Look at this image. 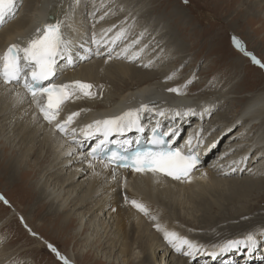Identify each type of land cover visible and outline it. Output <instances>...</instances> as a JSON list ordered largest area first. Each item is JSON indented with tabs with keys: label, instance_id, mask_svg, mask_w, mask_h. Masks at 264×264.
I'll use <instances>...</instances> for the list:
<instances>
[{
	"label": "bare ground",
	"instance_id": "1",
	"mask_svg": "<svg viewBox=\"0 0 264 264\" xmlns=\"http://www.w3.org/2000/svg\"><path fill=\"white\" fill-rule=\"evenodd\" d=\"M74 1L70 5L69 0H14L12 12L0 23V56L12 44L20 46L24 43L26 47L27 42L36 36L37 29H43L46 21H50L47 23L51 25L59 23L65 37L71 41L69 55L72 63L69 64L67 59L59 60V72L45 86L55 81L68 84L80 81L93 86L90 96H84L75 90V94L59 109L56 120L49 123L33 97L26 92L25 80L6 83L0 78V133L12 131L14 147L17 148L13 161L7 162L10 177L19 171L23 172L25 180L28 175L26 172L32 174L31 170L35 171L34 176L37 174V177L33 181L34 186L30 187L37 196V208L46 207L47 215L58 219L60 228H63V223H70L74 218L78 219L79 228L88 220L94 219L102 223L107 221V228L110 229L102 249L116 254L125 263H128L138 249L136 256L143 255L138 264H188V258L195 259L189 264H201L204 255L207 258L215 257L216 260L221 257L219 261H226L224 264H239L241 257H236L233 252L220 255L219 250L228 241H246L248 235L255 239V245H250L251 250H257L264 256V227L261 226L257 234H235L229 237L227 231L241 227L235 226L232 223L234 220L228 219L229 213L225 212L229 208L238 210L243 207L239 206L241 203L247 205L248 199L264 185V182H258L261 177L264 180V89L245 96L244 99L236 96L237 102L242 106L235 108V115L229 118L224 105L229 93L221 90L218 83L210 87L207 93L190 94V86H195L197 81L191 72H197L193 68L196 65L192 66V59L185 58L179 49L177 52V44L165 45L167 49L169 46L171 54L177 56V60L167 65V69L161 61L162 65L158 61L149 62L150 58L146 53L156 45L146 50V42H137L138 37L132 35L131 31H140L145 24L151 28L152 36L159 35L156 39L158 43L169 35L165 18L162 15L157 18L155 15L157 9H148L149 6L141 2V9L137 8L135 16L126 18L128 14L115 11L116 6H109L114 9L109 11L95 9L94 2L89 5L86 0H80L78 4L77 0ZM252 2L251 5L246 4L245 9L252 10L255 7L252 11H257L264 8V0ZM91 13L94 14V22L89 31ZM252 14L251 22L264 20L261 15ZM150 15L154 21L144 20ZM173 17L181 24L178 16L173 14ZM140 19L144 20L143 23ZM120 32L123 35L117 38V33ZM169 36L176 42L173 36ZM83 41L93 50V56L81 58V62L74 63L73 47ZM117 41L121 45L110 52ZM159 50L157 48L154 56L157 54L161 57ZM165 52L163 58L167 56L168 50ZM240 59L243 60L241 57ZM187 62H190L189 68L181 70ZM172 66L175 68L171 70L170 76L168 68ZM184 75L185 78L179 81ZM198 82V90H204L205 87ZM186 86L189 88L186 89ZM169 88H182L181 94L170 92ZM233 90L235 91L234 88ZM142 105H147L149 109L145 111V116L144 112L139 113L142 130L132 128L122 133L112 132L107 138L102 127L100 131L96 130V121L113 119L125 112L139 109ZM170 109L180 113V116L173 115V119L180 122L176 130H183L180 148L189 141L194 146L201 141L195 149L201 158L191 173V183L172 181L151 173L132 174L120 171L99 158L89 161L90 148L98 140L108 139L119 147L134 146L140 140L147 141L152 129L156 127L151 117L155 118L159 112ZM73 113L79 115L73 117L64 132H60L56 124H64ZM89 125L93 127L89 128ZM228 134L230 135L226 137ZM173 139V135H169L168 140L172 142ZM28 168L31 170L25 172ZM249 173L258 175L246 177L241 182L239 179H229L231 175L242 176ZM235 197L239 199L236 200ZM133 199L148 208V216L139 215L140 212L130 203ZM245 210H249V213L244 216L251 213L250 204ZM221 213L227 219L220 218ZM227 222H231V225L224 224ZM157 224L189 241L193 237L205 244L213 243L214 246L200 248L199 252L186 257L167 243L163 232L157 231ZM75 234L80 235L82 232L76 231ZM157 236H162V241ZM163 240L164 246L161 243ZM241 244L246 247L249 245ZM257 247L262 250L259 252ZM204 260L208 264H218L213 263L214 259Z\"/></svg>",
	"mask_w": 264,
	"mask_h": 264
},
{
	"label": "rangeland",
	"instance_id": "2",
	"mask_svg": "<svg viewBox=\"0 0 264 264\" xmlns=\"http://www.w3.org/2000/svg\"><path fill=\"white\" fill-rule=\"evenodd\" d=\"M79 1L80 0H77V4ZM86 1L89 5L94 2L95 9H109V11H114V9H110L109 6H116L117 9L115 11L128 14L126 18L135 16V12L141 9V2L147 4L149 6L148 9H157V11H155L156 17L158 18L162 15L165 18V20H163L167 24L169 35L173 36L176 42H173L170 36L167 35L158 43L156 39L159 35L152 36L151 28L148 26L146 27L145 24L140 28V31L139 29L131 31L133 33L132 35L138 37L137 42H146L144 44L146 50L156 45L153 50L146 53L150 58L149 62L153 63L158 61L160 63L161 61L166 66L165 69H167V65L175 62L177 56L171 54L169 46L167 49L165 45L168 43L176 46L177 44V52L180 50L185 58L192 59V66L196 65L193 68H196L197 72L191 71L192 75L197 78L199 85L202 83V86L205 87L204 90L199 91L196 86V81L195 86L191 85L190 88L187 86L190 89V94L207 93L210 87L218 83V87H221V90L223 89L225 93H229L230 99H228L229 97L227 96V100L224 101L229 118L235 115L238 106H242V104L237 102L238 97L244 99L245 96L264 89V67L260 66L264 65V20L261 21L258 17L257 19H260V21H250V19H252L250 16L253 17L252 13L259 16L261 15L260 17L264 18V8L260 10L256 9L257 11H252L255 10V7L252 10L245 9L247 5L253 3L252 0H187L186 3L185 0ZM70 2L74 3L75 1L69 0V4L71 5ZM122 5L124 7H122ZM130 8L132 10L134 9V11H131ZM85 10L88 11L89 9ZM173 14L178 16V19L183 23L181 22L180 24L178 20L173 17ZM157 18L156 20H158ZM146 19H148V22L155 20L151 15L144 20ZM144 20L140 19L142 23ZM120 26L123 25L120 23ZM129 27H131L130 29L132 30V25ZM232 37L240 41L243 50L235 47ZM157 48H160L159 52L162 54L161 57L157 54L154 56ZM167 50L168 54L163 58V54L166 53L165 51ZM89 51L91 55H84L87 58H91L90 56H92L93 53V50L90 48ZM177 55L179 54L177 53ZM253 56L257 60L259 59V65L253 63L251 59ZM240 57L243 58V60H241ZM235 59H239V61L236 62ZM189 65L190 62H187L181 70L187 67L189 68ZM173 68L175 67L172 66L168 68L170 76ZM183 77L185 78V75L182 76L179 81L181 79L183 80ZM166 79H169V77ZM232 88H234L235 91H232ZM230 94L232 95L230 96ZM241 103H243V101ZM12 135V131L10 132L9 130L5 133H0V196L4 198L0 200V264H63L57 255L50 250L49 245L53 246L60 255L70 261L71 264H138L143 256L142 254L136 256L139 252L138 249L135 250L134 256L128 263H125L123 259L119 258L116 254L102 249L105 237H107V233L110 229L107 228V221L102 223L92 219L86 221L84 226L79 228V221L74 218L70 223H63V229L58 226V219L53 218L52 215H47L46 207L37 208V196L34 189L30 187L34 184L33 181H35L37 177V174L34 176L35 171L33 169L31 170V168L26 169L25 172L31 170L32 174L26 172L28 175L25 180H23V172H15L13 177H10L11 173H8L10 167L7 162L10 161L11 163L13 161L14 154L16 153L15 150L17 149L14 147L15 139L14 135ZM223 145L224 143L221 147H223ZM30 164L33 163L31 162ZM257 175L256 173H249L248 175L242 176L237 174L231 175L229 179H239L238 181L241 182L246 177H255ZM262 179L263 177H261L258 182H264ZM260 188L261 190L254 193V195L248 199V204H250L252 210L251 213L247 215L248 217L244 216L249 213V210H245L248 206L246 203L239 204L240 207H243L238 210L229 208L228 211H225L229 213L228 219L234 220L232 223H234L235 226L241 227L239 229L227 231L229 237L235 234H257L261 226L264 227L262 224L264 223V185ZM235 199L238 200L239 197H235ZM4 201H7V203ZM222 214L223 213H221L219 217L227 219V216L224 217V214L223 216ZM139 215L141 217L143 216L142 213H139ZM54 219L55 222H53ZM224 224L229 226L231 222ZM188 228L191 227L188 226ZM150 229L152 228L150 227ZM191 230L196 231L194 228H191ZM254 230H256V232ZM76 231H80L82 234H75ZM158 238L162 241V236ZM190 241L194 242V244L198 245L200 248L208 249L214 246L213 243L205 244L193 237H190ZM161 243L164 246V240ZM187 262L189 264L188 260Z\"/></svg>",
	"mask_w": 264,
	"mask_h": 264
},
{
	"label": "snow or ice",
	"instance_id": "3",
	"mask_svg": "<svg viewBox=\"0 0 264 264\" xmlns=\"http://www.w3.org/2000/svg\"><path fill=\"white\" fill-rule=\"evenodd\" d=\"M187 0H185V3ZM14 7V0H0V23L5 19V16L12 12ZM123 35V32L117 33V38ZM99 43L98 41H94ZM115 41H113L114 43ZM234 45L243 50L239 40L233 37ZM71 41L66 38L61 30L60 24L46 25L43 29H37V34L34 38L27 42L26 47H20L17 44L10 45L3 56H0V78L6 83L11 81H19L22 77L25 80L24 87L28 93L33 97L37 103L44 119L49 123L56 120L60 106L63 102L75 94V90H79L84 96H90L92 93L90 89L93 87L91 84L76 81L73 84H65L57 86L50 84L43 86L44 81H50L56 74L58 61L67 59L71 64L72 60L69 55ZM21 53L23 54L21 56ZM99 55V52H97ZM253 63L260 64L254 56L251 57ZM23 60V63L21 61ZM264 67V65H260ZM30 77V82L29 78ZM171 78V77H170ZM72 89V91H69ZM168 91L181 94L179 88H169ZM40 98H46V103H41ZM149 111L147 105H142L139 109L134 111L125 112L121 116L104 121H96V130L100 131L101 127L104 130L105 138L112 132L130 131L132 128L142 130L139 124V113ZM191 111V110H190ZM179 114V113H177ZM79 113L69 115L64 124H56L60 132L66 130V125L70 124L73 117ZM160 115H164L163 112ZM92 128L93 125H89ZM103 143V141L101 142ZM153 143L157 145V149L138 151L131 157H117L113 154L109 158V163H117L122 161L123 167L131 168L132 171L140 174L151 173L154 176L162 174L177 181H186L191 183V173L195 166L198 164V157L189 152L187 155L182 154L179 150H172L163 146L162 138L154 139ZM191 143V141H189ZM95 152V150H94ZM4 198L0 196V200ZM7 203V201H4ZM133 208L145 216L149 215L148 208L137 200L130 201ZM155 219V217H151ZM157 231L163 232L164 239L167 243L178 253L185 256H192L200 251V247L186 238L180 237L176 232L169 231L161 225H156ZM241 243L255 245V239L252 235H248L246 241L231 240L228 241L220 252L227 251L230 248L237 247ZM50 250L57 255L63 264H69L68 260L61 256L60 253L51 245ZM216 255V253H212Z\"/></svg>",
	"mask_w": 264,
	"mask_h": 264
},
{
	"label": "water",
	"instance_id": "4",
	"mask_svg": "<svg viewBox=\"0 0 264 264\" xmlns=\"http://www.w3.org/2000/svg\"><path fill=\"white\" fill-rule=\"evenodd\" d=\"M47 22H50V21H47Z\"/></svg>",
	"mask_w": 264,
	"mask_h": 264
}]
</instances>
